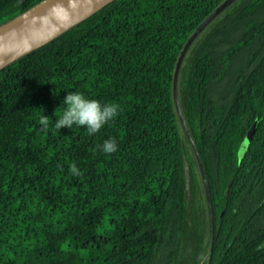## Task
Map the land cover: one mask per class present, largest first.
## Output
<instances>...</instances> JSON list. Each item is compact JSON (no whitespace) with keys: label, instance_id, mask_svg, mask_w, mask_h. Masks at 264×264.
Masks as SVG:
<instances>
[{"label":"trees","instance_id":"trees-1","mask_svg":"<svg viewBox=\"0 0 264 264\" xmlns=\"http://www.w3.org/2000/svg\"><path fill=\"white\" fill-rule=\"evenodd\" d=\"M222 1L112 0L0 68V264H264V0L234 1L180 64L201 168L172 103ZM47 3L0 0V27ZM68 92L118 115L57 131Z\"/></svg>","mask_w":264,"mask_h":264},{"label":"water","instance_id":"water-1","mask_svg":"<svg viewBox=\"0 0 264 264\" xmlns=\"http://www.w3.org/2000/svg\"><path fill=\"white\" fill-rule=\"evenodd\" d=\"M54 1L56 0H47L48 3L45 5V7L48 6L50 3H53ZM111 1L112 0H75L74 2H71L70 4H68L65 8H61L57 12H54L53 14L47 16L45 19L41 18L38 21V23L34 26L33 30L31 31L32 32L31 39L25 42L20 41V40H17V41L15 40V42L9 43V41H11L12 39L25 34L26 31L14 32V33L7 34L1 37L0 38V68L6 65L7 63H9L10 61L14 60L15 58H18L19 56L40 46L41 44H44L45 42L57 36L58 34L64 32L65 30L79 23L80 21L90 16L92 13H94L95 11H97L98 9H100L101 7H103L104 5H106L107 3ZM234 1L236 0H223L210 14H208L203 19V21L189 35V37L186 39L185 43L183 44L178 54V57H177V60L174 66V71L172 74L171 96H172V103H173L175 115L177 117L179 126L182 129L185 135V138L191 147L194 159L198 163L199 168L201 167L199 164L198 155L194 147L190 133L187 129L184 118L182 116L178 98H177V91H176L177 75H178V71L180 68V64L188 48L193 43V41L206 28V26H208L219 14H221L226 8H228ZM31 11L32 10H29L25 13H28ZM25 13H23L22 15H24ZM22 15H20L19 17H21ZM19 17L13 19L12 21L18 19ZM12 21L1 26L0 32L4 30ZM183 176H184V182H185V191L187 193L188 192L189 171H188V167L186 163H184V167H183ZM204 191H205V198H206V204H207V210H208L207 213H208V223H209V243H208V249H209L213 226H212V219H211V214H210V209H209L206 187H204Z\"/></svg>","mask_w":264,"mask_h":264},{"label":"clouds","instance_id":"clouds-1","mask_svg":"<svg viewBox=\"0 0 264 264\" xmlns=\"http://www.w3.org/2000/svg\"><path fill=\"white\" fill-rule=\"evenodd\" d=\"M66 107L62 115L56 120L54 128L59 131L62 128L71 129L73 125L84 127L89 135H94L101 130L106 123L114 120L119 112V106L116 104H101L95 99H86L79 92H68L63 102ZM39 124L43 127L41 131H47L49 128V118L42 115L39 118ZM105 154H112L117 151V143L114 138H109L102 145L97 146ZM69 172L73 176H80L82 173L73 163L69 166Z\"/></svg>","mask_w":264,"mask_h":264},{"label":"bare ground","instance_id":"bare-ground-1","mask_svg":"<svg viewBox=\"0 0 264 264\" xmlns=\"http://www.w3.org/2000/svg\"><path fill=\"white\" fill-rule=\"evenodd\" d=\"M75 0H67L65 2L56 4L54 6H44L41 7L37 10H32L31 12L25 13L24 15H22L21 17H19L18 19L12 21L4 30H2L0 32V38L7 35V34H11L14 32H19V31H26L25 34H23L22 36H19L17 38L12 39L10 42H15V40H20V41H28L29 39H31V31L33 30L34 26L38 23V21L42 18L45 19L47 16L53 14L54 12H57L58 10H60L61 8H65L68 4H70L71 2H74ZM7 43V44H9ZM16 52V51H14ZM5 58V57H3Z\"/></svg>","mask_w":264,"mask_h":264},{"label":"rangeland","instance_id":"rangeland-1","mask_svg":"<svg viewBox=\"0 0 264 264\" xmlns=\"http://www.w3.org/2000/svg\"><path fill=\"white\" fill-rule=\"evenodd\" d=\"M60 1L65 2V1H67V0H56V1H54L53 3H50L48 6H54V5H56V4L62 3V2H60ZM46 8H47V7H46Z\"/></svg>","mask_w":264,"mask_h":264}]
</instances>
